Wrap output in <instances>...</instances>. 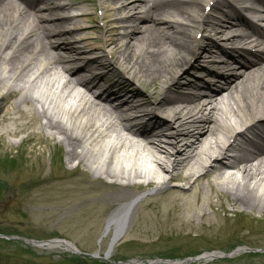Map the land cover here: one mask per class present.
Instances as JSON below:
<instances>
[{
  "label": "bare ground",
  "instance_id": "bare-ground-1",
  "mask_svg": "<svg viewBox=\"0 0 264 264\" xmlns=\"http://www.w3.org/2000/svg\"><path fill=\"white\" fill-rule=\"evenodd\" d=\"M235 1L241 8L228 0H100L96 37L85 33L91 10L77 6L83 2L44 0L45 9L36 10L28 0H0V124H15L32 112L28 123L8 125L4 132L18 135L41 119L42 131L65 148L66 162L110 180L101 187L114 190L113 200L120 203L106 223L105 236L115 229L113 246L127 234L136 208L158 207L148 200L141 205L129 188L155 186L159 192L172 180L196 188L213 175L215 189L229 195L233 206L264 212V53L247 50L256 56L253 65L234 67L233 76L217 73L221 81L206 85L205 99L171 90L199 89L184 82L186 73L177 75L203 59L220 63L215 48L233 58L240 52L225 45L264 49V29H243L249 23L241 12L264 20L262 0ZM96 51L107 63L92 58ZM82 70L88 78L78 75ZM115 72L125 80L113 77ZM157 81L165 97L152 103L155 86L149 100L141 101L140 87ZM68 190L67 209L86 201ZM180 194L173 191L165 208L171 210ZM192 194L200 197L197 189ZM162 214L144 218L152 222ZM35 246L78 253L62 239ZM218 257L226 254L205 252L188 264Z\"/></svg>",
  "mask_w": 264,
  "mask_h": 264
},
{
  "label": "rangeland",
  "instance_id": "rangeland-1",
  "mask_svg": "<svg viewBox=\"0 0 264 264\" xmlns=\"http://www.w3.org/2000/svg\"><path fill=\"white\" fill-rule=\"evenodd\" d=\"M74 1L83 2L77 6L91 10L89 18L84 21L89 25L85 33L97 37L96 28L99 26L94 18L99 17V0ZM34 4L40 5L38 2ZM74 9V13L77 12ZM206 11L210 12L209 7ZM93 41L101 42L97 38ZM214 50L220 63L203 59L197 63V68L189 65L177 75L186 73L184 82H195L199 89H171L173 94L201 96L206 85L221 81L219 74L234 75L230 66L252 61L239 56L233 60L218 48ZM99 52L94 55L102 54ZM190 63L194 64L195 59L192 58ZM145 84L140 87L141 101L149 100L155 86L159 91L152 103L165 97V93L160 94L159 81ZM205 96L202 95V99ZM24 108L27 110L29 106ZM27 114V119L15 124H0V235L3 236L0 237V264H143L132 263L138 260L147 264L158 259L184 260L205 252H222L226 257L191 264H264V212L233 206L229 195L215 189L213 175L203 178L196 188L176 180L170 181L159 192L155 186L129 188L133 197L142 199L141 205L148 200L157 203L158 207L153 210L150 207L136 208L128 233L107 254L115 235L112 226L105 236L107 219L120 204L113 200L114 190L101 187L102 181L110 180L105 175L96 177L94 170L78 166L77 161L66 162L65 148L59 145L58 139L52 140L42 131L41 119L39 124L32 123L18 135L4 132L8 125L14 128L28 123L33 113ZM28 137L32 139L25 141ZM69 188L86 201H76L71 209H67ZM196 189L200 191L197 200L192 194ZM173 191L180 192V198L168 210L165 199L170 198ZM126 202L128 200L121 203ZM101 206L107 209L100 212ZM156 211L162 212V216L153 218L152 222L151 219L145 220L144 216ZM59 238L75 243L80 253L25 242ZM99 251L100 255H97Z\"/></svg>",
  "mask_w": 264,
  "mask_h": 264
}]
</instances>
